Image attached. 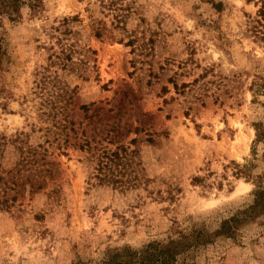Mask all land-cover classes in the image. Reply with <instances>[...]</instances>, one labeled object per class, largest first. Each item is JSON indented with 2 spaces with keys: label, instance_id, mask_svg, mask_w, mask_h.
<instances>
[{
  "label": "rangeland",
  "instance_id": "obj_1",
  "mask_svg": "<svg viewBox=\"0 0 264 264\" xmlns=\"http://www.w3.org/2000/svg\"><path fill=\"white\" fill-rule=\"evenodd\" d=\"M40 1L0 18V264H99L252 198L264 0ZM103 149L135 184L87 182ZM173 264H264V215Z\"/></svg>",
  "mask_w": 264,
  "mask_h": 264
},
{
  "label": "trees",
  "instance_id": "obj_2",
  "mask_svg": "<svg viewBox=\"0 0 264 264\" xmlns=\"http://www.w3.org/2000/svg\"><path fill=\"white\" fill-rule=\"evenodd\" d=\"M209 1L214 8L220 9V2ZM40 2V0H0V18L1 15L6 14L10 19H16L20 16L21 6L25 3L29 4L32 11L35 12ZM257 15L258 22L264 21V4L259 7ZM95 24V34L99 35L100 27L98 22ZM66 56L70 58L71 54L67 53ZM125 152L123 153L118 149H103L97 156L98 165L95 167V172L88 175L87 182L92 186L110 185L118 189L135 184V182L131 183L134 179L131 177L122 179V175H118L117 170H115L119 164L124 166L123 158L126 157L127 153ZM259 178V183L253 190L252 198L244 203L245 205L224 215L218 212L217 225L214 229L177 231L174 236L165 241H150L141 248L126 245L119 249H110L99 264H173L180 257L187 259L192 253L214 243L217 238L237 239V235L244 225L264 215V173L260 174Z\"/></svg>",
  "mask_w": 264,
  "mask_h": 264
},
{
  "label": "bare ground",
  "instance_id": "obj_3",
  "mask_svg": "<svg viewBox=\"0 0 264 264\" xmlns=\"http://www.w3.org/2000/svg\"><path fill=\"white\" fill-rule=\"evenodd\" d=\"M238 190V189H237Z\"/></svg>",
  "mask_w": 264,
  "mask_h": 264
}]
</instances>
